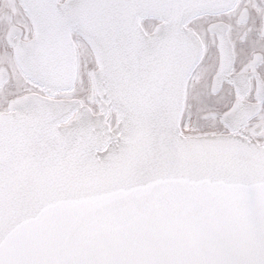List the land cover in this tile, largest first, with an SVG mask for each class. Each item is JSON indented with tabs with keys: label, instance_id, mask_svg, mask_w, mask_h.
Returning a JSON list of instances; mask_svg holds the SVG:
<instances>
[{
	"label": "snow or ice",
	"instance_id": "snow-or-ice-1",
	"mask_svg": "<svg viewBox=\"0 0 264 264\" xmlns=\"http://www.w3.org/2000/svg\"><path fill=\"white\" fill-rule=\"evenodd\" d=\"M0 264H264V0H0Z\"/></svg>",
	"mask_w": 264,
	"mask_h": 264
}]
</instances>
